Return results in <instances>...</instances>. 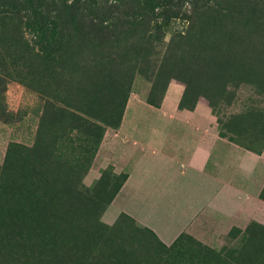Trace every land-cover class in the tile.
<instances>
[{
    "label": "rangeland",
    "instance_id": "obj_1",
    "mask_svg": "<svg viewBox=\"0 0 264 264\" xmlns=\"http://www.w3.org/2000/svg\"><path fill=\"white\" fill-rule=\"evenodd\" d=\"M171 85L258 170L165 241L115 139ZM0 264H264V0H0Z\"/></svg>",
    "mask_w": 264,
    "mask_h": 264
},
{
    "label": "crops",
    "instance_id": "obj_2",
    "mask_svg": "<svg viewBox=\"0 0 264 264\" xmlns=\"http://www.w3.org/2000/svg\"><path fill=\"white\" fill-rule=\"evenodd\" d=\"M181 94L171 85L160 108L133 99L115 139L128 168L119 209L165 241L206 209L219 212L221 203L230 207L236 201L235 190L242 188L236 186V165L242 176L258 170L250 152L237 155L235 144L221 136L208 106L181 110Z\"/></svg>",
    "mask_w": 264,
    "mask_h": 264
},
{
    "label": "bare ground",
    "instance_id": "obj_3",
    "mask_svg": "<svg viewBox=\"0 0 264 264\" xmlns=\"http://www.w3.org/2000/svg\"><path fill=\"white\" fill-rule=\"evenodd\" d=\"M227 204V203H226ZM131 212H132V210H131ZM134 213V212H133Z\"/></svg>",
    "mask_w": 264,
    "mask_h": 264
},
{
    "label": "trees",
    "instance_id": "obj_4",
    "mask_svg": "<svg viewBox=\"0 0 264 264\" xmlns=\"http://www.w3.org/2000/svg\"><path fill=\"white\" fill-rule=\"evenodd\" d=\"M46 42V41H45Z\"/></svg>",
    "mask_w": 264,
    "mask_h": 264
}]
</instances>
